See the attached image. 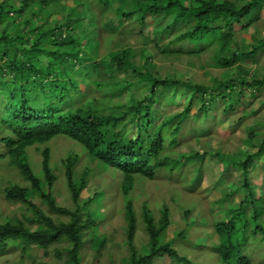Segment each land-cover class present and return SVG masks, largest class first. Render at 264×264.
I'll return each mask as SVG.
<instances>
[{"label": "trees", "instance_id": "trees-1", "mask_svg": "<svg viewBox=\"0 0 264 264\" xmlns=\"http://www.w3.org/2000/svg\"><path fill=\"white\" fill-rule=\"evenodd\" d=\"M193 1L194 6L183 5L180 0H0V108L6 115L17 114L23 118L24 129L11 132L20 147L21 159L17 164H26L24 148L45 143L61 134L68 139L74 138L77 145H82L91 161L123 174L121 189L127 224L125 240L130 256L122 264H154L163 256L169 257L175 264H198L179 256L170 244L159 242V234L170 221L166 206L161 208L157 221L149 207L142 206L146 250L139 252L134 247L137 223L130 195L133 190L130 177L140 175L151 179L157 170H174L179 166V171L186 165L185 161L191 156L174 160L168 150L178 145L177 135L182 122L189 117L193 100L200 102L195 117L199 126L204 127L211 112L210 106L222 105L219 112L227 115L240 110L245 91L264 90V75L258 77L243 69L236 77L216 79L212 85L204 86L176 79H158L143 66V71L140 67L135 70L139 72L137 80L129 82L132 76L128 71L134 68L129 61L132 56L130 49L119 48L111 52L108 62L91 56V52L98 49V38L106 34L111 26L115 27L110 31L113 35L105 36L103 43L110 44L116 35L135 29L144 34L147 23L152 21L154 24L157 19L169 20L160 30H152L151 27L148 34L154 37L153 43L161 54H181L172 47L176 43L187 42L196 46L217 43L218 51L213 60L216 66L227 69L244 59L253 60L264 49V36L250 46L248 53L232 49L236 45L233 41L235 28L241 31L258 21L264 0H244L241 6L231 0ZM109 14L113 17L103 21ZM148 17L153 18L146 20ZM126 20L129 21L127 27L118 29L114 25ZM243 21L247 23L244 25ZM179 25L185 26V30L162 45V36L165 35L166 39L169 31L182 29ZM197 50L194 55L202 53ZM228 52L231 53L225 55ZM144 84H148L145 97L139 93ZM167 86H171L173 92L185 88L191 93L187 107L168 117L166 107L173 105L174 101L159 97V94L165 93L162 89ZM90 91H101L107 106L103 107L100 100L88 97ZM127 91L130 92L129 102L124 105L122 98ZM23 98L27 105L25 111L21 110L23 105H19ZM242 112L247 115L246 107ZM262 126L260 138L252 128L243 141L247 151L240 148L231 156L217 151L199 152L195 154L198 163L194 169L186 170L195 175L193 180L186 182L188 191L195 190L201 183L203 172L210 169V164L204 162L207 156L223 161L219 179L232 167H239L240 170L241 184L235 190L228 189L227 196L234 195L232 201L225 202L227 196H222L216 207L210 209H217L223 214L213 226L218 246L217 264H250L246 255L248 245L264 244V191L259 193L250 181V169L264 157V122ZM131 129L135 132L131 133ZM4 139L12 141L9 136ZM47 150L45 159L50 157ZM242 155L244 159H240ZM76 162L74 157L63 164L66 184L75 202L79 201L81 192L88 186L86 176L90 171L87 168L81 179L76 180L73 173ZM11 166L15 169V161ZM50 168L47 165L45 175L29 176L32 181L30 190L11 185L3 190L6 201L20 204L32 212V221H36L38 226L43 225V229L31 231L20 220L12 223L0 217V256L12 250L25 251L28 247H37L47 255L50 247L65 244L63 253L61 250L55 252L56 257L63 264H81L79 257L86 232L97 224V220H93L87 212H71L55 204L49 187L56 177ZM25 171L24 167L20 168V174ZM207 177L211 181L208 172ZM239 192H243L244 197H238L236 193ZM34 196L46 204L51 213L63 215L69 218V222L54 223L33 204ZM195 207L193 205L184 211V218ZM94 244L100 247L101 243L97 240Z\"/></svg>", "mask_w": 264, "mask_h": 264}, {"label": "rangeland", "instance_id": "rangeland-1", "mask_svg": "<svg viewBox=\"0 0 264 264\" xmlns=\"http://www.w3.org/2000/svg\"><path fill=\"white\" fill-rule=\"evenodd\" d=\"M183 5L194 6L193 0H180ZM237 6L244 4V0H231ZM70 4V2L68 3ZM73 5V4H71ZM115 4L112 5V7ZM110 8L112 10L113 8ZM257 11L256 13H258ZM260 18L258 21L250 23L245 29L239 31L235 28V36L233 41L240 53H248L250 46L264 36V7L259 12ZM255 15V13H253ZM113 17L103 18L107 21ZM153 18V17H151ZM148 17L146 20H150ZM100 19V17H99ZM156 19V18H155ZM169 20L157 19L156 23H147L144 34L139 29L132 30L130 33L123 32L116 35L113 41L109 44L103 43L105 36L112 35L110 32L115 27L111 26L106 34H101L98 43V54L101 59L109 61L111 52L121 48L130 49L132 52L129 61L133 63L134 68L128 71L132 76L129 82L137 80L139 72L135 70L140 67L143 71V66L148 68L153 76L158 79H176L182 82L191 83L193 85L210 86L216 79L225 80L228 77H236L241 69L255 74L258 77L264 75V49L252 59H244L230 68H220L215 65L213 60L217 55V43L212 45H203L183 42L176 43L172 47L181 52L175 55L161 54L154 45V37L149 36L151 30H160ZM247 22L243 21L245 25ZM118 29L127 27L129 21L122 24H115ZM156 25V26H155ZM182 29H173L169 31L168 38L162 36V45H165L169 40L181 30H185V26L179 25ZM143 37H146L144 39ZM109 39V38H107ZM113 49V50H112ZM171 49V47H170ZM198 49V50H197ZM111 50V51H109ZM201 51L200 55H194L195 51ZM109 51V52H108ZM108 52V53H107ZM107 53V54H106ZM226 53L225 55L230 54ZM239 66V67H238ZM86 82V81H84ZM148 84H144L142 92L139 93L145 97ZM171 86L162 89V94H159L161 99L171 98L174 101L173 105L166 107L167 117L176 114L187 107L188 99H190V90L179 88L173 92ZM198 93H196V98ZM88 97L95 101L100 100L101 106L106 107V98L102 92L90 91ZM130 92L123 94V104L129 102ZM243 104L239 107V111L235 110L229 114H221L219 111L222 105L210 106L211 111L208 115L207 124L200 127L195 117L200 102L198 99L193 100L192 106L189 108V117L181 124V131L177 135L178 145L168 150L171 159L178 160L181 156H191L185 161L186 165L177 170H157L151 179H147L140 175H132L130 177L133 190L131 191V199L136 215V229L134 231V247L139 252H144L147 244V235L144 231L142 221V206L147 205L152 211L155 221L160 218V210L166 206L169 210L170 221L159 234V242L161 244H170L179 254L186 260L198 264H217L218 261V246L216 242V234L213 226L221 218L216 207V202L222 196H227L228 189L235 190L241 184L239 167H232L227 174H223L221 179L223 161L216 157L207 156L204 158L206 164H210V169L207 170L211 176V181L207 177V172H203L201 183L192 191H188L186 182L193 180L194 173L186 170L194 169V165L198 163V157L195 154L203 151L209 153L220 152L221 154L235 155L238 149L247 151L248 147L243 141L247 139V135L253 128V132L261 135L263 132L262 123L264 122V90L261 92L245 91L242 95ZM65 104L64 106H68ZM246 107L247 115L242 112ZM118 112V110H117ZM135 132V129H131ZM260 135L257 138H260ZM130 135H128L129 137ZM183 136V137H182ZM182 137V138H181ZM73 148L75 154L79 155V161L75 166L76 176L79 178L86 169L88 187L82 191L78 203L72 201L67 188L62 170V159L64 152L69 148ZM44 148H48L51 156V164L53 174L58 178L56 184L50 191L53 194L55 204L60 208L68 210L81 209L84 202L88 199L83 211H90L93 220H98V223L92 226L85 235L84 248L81 251V264H122L127 262L130 253L127 249L125 240V222L123 206V192L121 189L123 174L113 168H106L105 165L96 161H91L78 147L71 141L57 137L51 140L44 146H33L27 150L30 162L35 169V173L39 174L41 155L40 152ZM194 156V157H193ZM240 159H244L242 155ZM171 169L173 167H170ZM182 177V179H180ZM4 177V181H6ZM219 179V180H218ZM215 180H218L215 183ZM12 181L21 183L19 177L12 175ZM251 184L259 189V193L264 191V157L255 162V165L250 169ZM211 185H213L211 187ZM223 190V191H222ZM263 190V191H262ZM258 193V195H259ZM264 193V192H263ZM93 194L95 196L93 197ZM238 197H244L243 192L236 193ZM234 195L227 196L225 202H230ZM93 200V201H91ZM194 203V204H193ZM35 204L45 216L50 218L54 223H68L69 218L63 217L56 213H51L47 205L42 203L40 199L34 198ZM196 206L186 218L184 211L189 207ZM0 217L9 219L12 223L20 220L24 222L31 231L43 229V225L38 226L36 221H32V212L20 204L7 202L3 196H0ZM99 241L100 247L96 246L95 241ZM65 244L54 245L47 249L44 255L41 249L37 247H28L25 251L12 250L5 256H0V264H63V261L56 257L57 250H63ZM248 261L250 264H264V244H249ZM63 253V251H62ZM154 264H175L167 256H163L154 261Z\"/></svg>", "mask_w": 264, "mask_h": 264}, {"label": "clouds", "instance_id": "clouds-1", "mask_svg": "<svg viewBox=\"0 0 264 264\" xmlns=\"http://www.w3.org/2000/svg\"><path fill=\"white\" fill-rule=\"evenodd\" d=\"M65 3L68 4V1H66ZM114 25H115V23H114ZM98 40H99V38H98ZM109 51H111V50H109ZM92 55H93L94 59H97V60L101 59L99 54H98V49L93 50L91 52V56ZM109 61H110V59H109ZM1 98H3V96H1ZM19 105H23V107H21L22 108L21 110L25 111L27 109V105L25 104V99L24 98L22 99V101H21V103ZM23 129H24L23 118L19 117L17 114H15V115H12V114L6 115L3 112V108H0V156H1L0 157V196H4L3 195V193H4L3 190H5L6 188L10 187V185L11 186H15V187H19L20 189L21 188H29V190H30L32 188V185H31L32 181L29 179L30 178L29 176L31 174L35 175L37 177L41 176L42 174L45 175V173H46L45 171H46L47 165L48 166L50 165L51 173H53V168H52V164H51L52 163L51 162V156L48 157V159H45V157H46L45 151L48 148H44L43 150H41V152H40L41 162H40V165H39L40 171H39V174L35 173V169L32 166V164L30 162V159H29V156L27 154V150L29 148L33 147V146H36V145L37 146H44L45 144H48L51 140H53V139H55L57 137H61V138H64V139H66L68 141H71L75 146H78L82 150V152L86 155V153L83 151L82 145L79 146L73 141L74 138L73 139H68L66 136L59 134V135H56V136L52 137L50 140H48L45 143L34 144L32 146H28V147L24 148V151L26 152V155H27L26 164L23 165V166H21L22 164L18 165L17 161L21 159L20 158V154H21L20 153V147L18 146L17 139H16L15 135L12 134L11 132L12 131H17V130L21 131ZM7 136L12 138V141L5 140L4 138L7 137ZM47 151H49V150H47ZM47 154H48V152H47ZM74 157H76V159H77V162H76V164H77L78 161H79V155L75 154L73 148L70 147L68 150H66L64 152L63 159H62V162H61L64 180H65V170H64V167H63L64 161H68V160L70 161L72 158L74 159ZM14 161H15V163L17 165V166H15V169L13 168V166H11V163L14 162ZM45 161H46V163L44 164ZM76 164H74V172H73L74 173V178L76 180H80L83 175L81 177H79V178L76 176V170H75ZM21 167H24V169L26 170L23 174H20V168ZM106 167L110 168L108 166H106ZM13 174H15L17 177H19L21 183H17V182H13L12 181V175ZM4 177L7 178L6 181H4ZM57 180H58V178H56L54 184L49 187V190L51 188H53V186L56 184ZM87 181H88V179H87ZM65 186L67 188V191H68L69 195L71 196V192L68 189V186L66 184V180H65ZM94 196H95V194H93V197ZM80 197H81V194H80L79 198ZM34 198H37V197L34 196L33 199ZM71 199H72V197H71ZM72 201H74V200L72 199ZM88 201H89V199L86 202H84V204H83L81 209L77 208L76 210H70V211L71 212H75V211L86 212V211H83L82 209L84 208V206L86 205V203ZM91 201H93V200H91ZM74 203L77 204L78 201L77 202L74 201ZM87 214L91 216V212L90 211H88ZM97 223H98V220H97ZM82 250L83 249H81V251ZM79 258L82 259L81 258V252H80V257Z\"/></svg>", "mask_w": 264, "mask_h": 264}]
</instances>
